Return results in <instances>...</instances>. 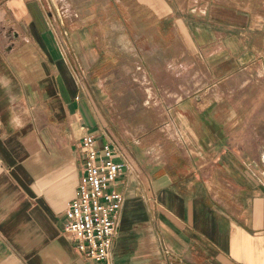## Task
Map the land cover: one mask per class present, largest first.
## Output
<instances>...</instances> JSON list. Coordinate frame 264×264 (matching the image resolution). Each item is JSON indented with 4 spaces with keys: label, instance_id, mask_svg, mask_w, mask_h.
<instances>
[{
    "label": "crops",
    "instance_id": "1",
    "mask_svg": "<svg viewBox=\"0 0 264 264\" xmlns=\"http://www.w3.org/2000/svg\"><path fill=\"white\" fill-rule=\"evenodd\" d=\"M89 5L0 0V264H91L62 230L86 133L126 164L113 264H264L263 152L232 143L264 144V0Z\"/></svg>",
    "mask_w": 264,
    "mask_h": 264
},
{
    "label": "built area",
    "instance_id": "2",
    "mask_svg": "<svg viewBox=\"0 0 264 264\" xmlns=\"http://www.w3.org/2000/svg\"><path fill=\"white\" fill-rule=\"evenodd\" d=\"M81 145L79 193L63 213L62 230L91 264H113L112 244L125 199L116 184L126 164L113 159L114 149L109 144L98 146L93 134L86 133Z\"/></svg>",
    "mask_w": 264,
    "mask_h": 264
},
{
    "label": "rangeland",
    "instance_id": "3",
    "mask_svg": "<svg viewBox=\"0 0 264 264\" xmlns=\"http://www.w3.org/2000/svg\"><path fill=\"white\" fill-rule=\"evenodd\" d=\"M53 7V5H57V7H59L62 5L63 9L60 10V12L64 13V15H69L70 10H69V6L70 4L73 3H78V4H83V3H88L89 8L92 9V12H100L103 16V20L108 19L110 16H113V14H116L115 17L118 16V14H122L123 11H118L117 9V4L119 1H123V0H107L108 5L105 7H101L98 4V1H102V0H47ZM129 1V0H127ZM98 7H101L100 10H97ZM55 11V10H53ZM56 12V11H55ZM111 14V15H109ZM100 16H99V21H95L94 23H92V25L90 26L89 30L94 28L96 30V32H100V33H104V32H109V26L105 25L102 26V23L100 21ZM64 25H63V29L67 31L68 34H70V30L73 26H71V23L69 22V20L66 22L63 19ZM116 25V24H115ZM114 25V29L115 28ZM81 28V27H80ZM126 28L133 32L134 28H135V22L133 20L129 21L126 25ZM88 30V27L86 25L83 26L82 28V32H85ZM81 32V31H80ZM82 77L85 78V73H81ZM117 76V74L115 75ZM191 92H193V90H191ZM152 103L151 101L148 102V104ZM153 108V103L152 106ZM170 121L168 122H163V121H158V122H153V123H143L144 126H146V128L150 129L153 128V130L158 129L159 131H161L163 134H168L170 136H172L171 134V130L172 127L169 125ZM115 125H117L118 127V123H115ZM254 129L252 130H246L244 132V136L242 138H240L239 140L237 139V136H235V138L233 139L232 143H233V147L235 148L236 145H243L245 148H248L249 150L253 151V155L258 154L260 155L261 152H264V144L262 146V142L259 140L258 138V133H257V127H256V123H254Z\"/></svg>",
    "mask_w": 264,
    "mask_h": 264
},
{
    "label": "bare ground",
    "instance_id": "4",
    "mask_svg": "<svg viewBox=\"0 0 264 264\" xmlns=\"http://www.w3.org/2000/svg\"><path fill=\"white\" fill-rule=\"evenodd\" d=\"M119 26H120V25H119ZM119 26H118V25H115V28L118 29ZM120 29H121V27H120ZM261 157H262V160H264V152L262 153Z\"/></svg>",
    "mask_w": 264,
    "mask_h": 264
},
{
    "label": "water",
    "instance_id": "5",
    "mask_svg": "<svg viewBox=\"0 0 264 264\" xmlns=\"http://www.w3.org/2000/svg\"><path fill=\"white\" fill-rule=\"evenodd\" d=\"M263 163H264V161H263Z\"/></svg>",
    "mask_w": 264,
    "mask_h": 264
}]
</instances>
